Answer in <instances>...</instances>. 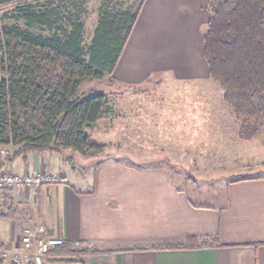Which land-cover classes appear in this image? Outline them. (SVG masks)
Listing matches in <instances>:
<instances>
[{
	"label": "crops",
	"instance_id": "0c3cea01",
	"mask_svg": "<svg viewBox=\"0 0 264 264\" xmlns=\"http://www.w3.org/2000/svg\"><path fill=\"white\" fill-rule=\"evenodd\" d=\"M35 1L44 8L60 6L65 15L80 10L84 39L85 0L75 7V0ZM207 2L144 0L110 76L112 84L208 77L202 56ZM96 26L97 21L90 39ZM263 131L248 140L237 138L242 157L234 174L240 178L227 183L218 207L192 202L162 166H123L70 150L31 153L9 162L0 157V173L49 177L37 188L0 191V242L7 251L0 264L10 263L23 231L37 225L63 240L43 264H264V149L255 141ZM253 143L258 144L255 157L244 153ZM13 151L9 148V155ZM73 157L84 168L85 161L90 164L91 188L69 182V174L78 176ZM203 242L211 245L200 247ZM163 245L182 249H157Z\"/></svg>",
	"mask_w": 264,
	"mask_h": 264
},
{
	"label": "trees",
	"instance_id": "16d2710c",
	"mask_svg": "<svg viewBox=\"0 0 264 264\" xmlns=\"http://www.w3.org/2000/svg\"><path fill=\"white\" fill-rule=\"evenodd\" d=\"M143 1L123 9L103 0L84 46L81 11L75 7L79 0L66 15L60 6L44 8L35 0H0V146L14 149L6 162L31 153H104L106 145L85 131L110 113L108 96L79 95V86L105 77L112 84ZM207 11L202 56L208 76L234 115L239 137L248 140L264 127V0H208Z\"/></svg>",
	"mask_w": 264,
	"mask_h": 264
},
{
	"label": "rangeland",
	"instance_id": "374dc122",
	"mask_svg": "<svg viewBox=\"0 0 264 264\" xmlns=\"http://www.w3.org/2000/svg\"><path fill=\"white\" fill-rule=\"evenodd\" d=\"M102 1L85 0L84 46L88 45L97 21L96 10ZM124 1L110 0L111 4L118 5H127L130 1L136 6L140 2ZM9 24L22 25L17 21ZM156 81L117 86L105 77L101 81L81 83L79 95L107 93L111 107L107 118L85 131L97 143L106 145L104 153L96 159H114L123 166L165 167L192 202L220 206L227 183L240 178L234 174L241 164L238 157H242L237 145L239 125L234 115L223 104L221 90L209 76L191 81L162 77ZM255 141L260 151L264 149V131ZM257 143L251 144L244 153L255 157ZM3 149L9 150V147ZM70 160L79 177L69 174L68 178L72 177L69 182L91 188L90 164L85 161L84 168L77 158Z\"/></svg>",
	"mask_w": 264,
	"mask_h": 264
},
{
	"label": "built area",
	"instance_id": "2783aa9c",
	"mask_svg": "<svg viewBox=\"0 0 264 264\" xmlns=\"http://www.w3.org/2000/svg\"><path fill=\"white\" fill-rule=\"evenodd\" d=\"M9 150L0 146V157L7 158ZM49 181L48 176H17L11 173H0V191L19 190L23 187L37 188ZM20 246L12 253L9 264H43L45 255L53 248L61 246L63 240L59 237L46 235L45 227L37 225L26 228L19 239ZM6 249L0 242V261L6 256Z\"/></svg>",
	"mask_w": 264,
	"mask_h": 264
}]
</instances>
